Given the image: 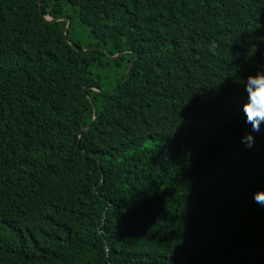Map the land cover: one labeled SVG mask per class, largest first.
<instances>
[{"label": "trees", "instance_id": "16d2710c", "mask_svg": "<svg viewBox=\"0 0 264 264\" xmlns=\"http://www.w3.org/2000/svg\"><path fill=\"white\" fill-rule=\"evenodd\" d=\"M39 3L0 0V264H264V0Z\"/></svg>", "mask_w": 264, "mask_h": 264}, {"label": "clouds", "instance_id": "9594fccd", "mask_svg": "<svg viewBox=\"0 0 264 264\" xmlns=\"http://www.w3.org/2000/svg\"><path fill=\"white\" fill-rule=\"evenodd\" d=\"M247 99L242 105L245 123L249 125V131L241 137V143L246 148L255 145V135L261 132L264 125V67L255 74H250L244 84ZM264 192V190H261ZM253 202L264 207V194H253Z\"/></svg>", "mask_w": 264, "mask_h": 264}, {"label": "water", "instance_id": "95a60500", "mask_svg": "<svg viewBox=\"0 0 264 264\" xmlns=\"http://www.w3.org/2000/svg\"><path fill=\"white\" fill-rule=\"evenodd\" d=\"M36 1H37L38 6H40L39 0H36ZM51 21H53V22H62V21H65V20H58V21L51 20ZM70 26H71V24L69 23L68 26H67V30H66V32H68V30L70 29ZM105 53L107 54V56H108L110 59H117V58L120 57V56H119V57H116V58H112L111 56H109V54H108L107 52H105ZM96 116H97V114H96V112H95V114H94V118H95V119H96ZM95 119H94V121H95ZM90 127H91V126H89V127H87V128H84V129L82 130V132L89 130Z\"/></svg>", "mask_w": 264, "mask_h": 264}, {"label": "rangeland", "instance_id": "374dc122", "mask_svg": "<svg viewBox=\"0 0 264 264\" xmlns=\"http://www.w3.org/2000/svg\"><path fill=\"white\" fill-rule=\"evenodd\" d=\"M86 42H89V41H86Z\"/></svg>", "mask_w": 264, "mask_h": 264}]
</instances>
